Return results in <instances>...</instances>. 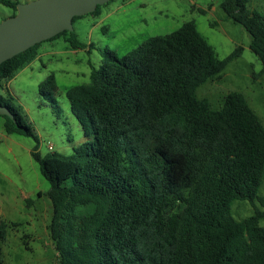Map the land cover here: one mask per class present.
Returning a JSON list of instances; mask_svg holds the SVG:
<instances>
[{
    "label": "trees",
    "instance_id": "1",
    "mask_svg": "<svg viewBox=\"0 0 264 264\" xmlns=\"http://www.w3.org/2000/svg\"><path fill=\"white\" fill-rule=\"evenodd\" d=\"M248 3L222 0L221 7L249 34L264 74V14ZM0 4L17 13V2ZM99 13L98 6L92 14ZM61 36L75 50L87 48L74 31L50 40ZM39 45L0 65V105L15 120L1 117L7 135L36 142L31 155L51 184L58 264H264V212L255 205L264 206V125L240 92L228 94L219 110L196 94L242 47L220 59L188 21L123 57L106 50L90 82L65 91L85 140L71 155H42L35 129L3 84ZM39 91L51 103L61 96L54 75ZM236 200L250 202L254 214L235 219ZM89 204V217L70 215L73 206ZM6 229L2 222L0 245ZM1 255L0 246V264Z\"/></svg>",
    "mask_w": 264,
    "mask_h": 264
},
{
    "label": "rangeland",
    "instance_id": "2",
    "mask_svg": "<svg viewBox=\"0 0 264 264\" xmlns=\"http://www.w3.org/2000/svg\"><path fill=\"white\" fill-rule=\"evenodd\" d=\"M25 4L33 0H12ZM222 0H110L99 6V14H87L73 21V31L85 50H74L64 37L40 43L38 55L11 79V94L20 105L39 138L42 155L58 152L71 155L84 135L70 111L65 91L90 82L91 67L103 65L106 50L119 57L127 55L149 38L164 36L188 21L223 59L236 48L242 55L230 63L220 78L198 88L199 99L207 98L213 110H219L231 92L242 93L264 125V74L259 58L251 51V38L244 27L226 17ZM248 8L264 14V0H249ZM15 14L0 4V23ZM93 48L89 51V45ZM54 75L61 96L51 103L39 91V85ZM7 83V82H5ZM0 116V224H7L1 246L2 264H58V252L50 234L52 203L50 182L40 171L31 153L34 139L7 135ZM53 146V151L48 146ZM264 198V181L259 189ZM264 212V206L256 202ZM250 202L236 200L235 219L254 214ZM95 207L75 205L70 215L78 221L89 217ZM260 224L264 226V219Z\"/></svg>",
    "mask_w": 264,
    "mask_h": 264
},
{
    "label": "water",
    "instance_id": "3",
    "mask_svg": "<svg viewBox=\"0 0 264 264\" xmlns=\"http://www.w3.org/2000/svg\"><path fill=\"white\" fill-rule=\"evenodd\" d=\"M110 0H33L17 5V13L0 23V65L28 49L65 32L73 31V19L94 13ZM15 120L0 105V116Z\"/></svg>",
    "mask_w": 264,
    "mask_h": 264
},
{
    "label": "crops",
    "instance_id": "4",
    "mask_svg": "<svg viewBox=\"0 0 264 264\" xmlns=\"http://www.w3.org/2000/svg\"><path fill=\"white\" fill-rule=\"evenodd\" d=\"M75 50V49H74ZM38 55V54H37ZM7 83H3L4 84V87L6 88V89H8L9 90V92L11 93V86H10V83H11V80H9V81H6ZM0 93L1 94H5V92H3L2 90H0ZM12 95V94H11ZM85 139H84V137H83V139L81 140V142L80 143H82L83 141H84Z\"/></svg>",
    "mask_w": 264,
    "mask_h": 264
},
{
    "label": "built area",
    "instance_id": "5",
    "mask_svg": "<svg viewBox=\"0 0 264 264\" xmlns=\"http://www.w3.org/2000/svg\"><path fill=\"white\" fill-rule=\"evenodd\" d=\"M48 150H49V151H53V146H52V145H49V146H48Z\"/></svg>",
    "mask_w": 264,
    "mask_h": 264
}]
</instances>
